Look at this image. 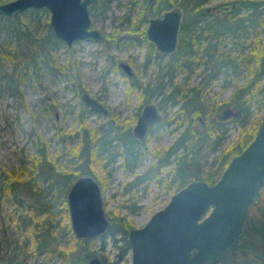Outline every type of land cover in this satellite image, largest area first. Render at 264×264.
Wrapping results in <instances>:
<instances>
[{"label": "trees", "instance_id": "obj_1", "mask_svg": "<svg viewBox=\"0 0 264 264\" xmlns=\"http://www.w3.org/2000/svg\"><path fill=\"white\" fill-rule=\"evenodd\" d=\"M96 1H92V7ZM207 1L209 0H130L128 12L119 17V23L111 32H107L106 36L116 43L124 39L131 40L132 36L129 31L123 34L120 30L121 25L129 18L132 30L139 32L138 41L140 43L147 44L159 57L168 55L167 59L161 62L158 70L159 75L167 76V83L173 82L175 69L184 67L188 73L185 76L187 77L198 65L203 64V70L198 71L201 76L200 80L194 86L186 88L175 86L168 93H164L166 88L163 82L153 86L150 81L144 84L139 82L136 75L130 77L128 91L134 86L143 87L144 93L146 91L145 96H149L148 99H151L152 89L157 94L164 93L163 99L180 105L175 113L181 116L184 113V116L193 118L195 115L204 113L201 101L205 88L215 83L220 76L225 82L222 85H226V81H230L228 69L238 71L237 56L232 57L227 50L223 49L224 42L231 39L234 45L243 47L241 37L245 38L250 36L249 33H253L254 45L251 47V54L241 55L242 60L246 59L251 65L253 63L252 66L249 65L251 76L245 83L237 84L232 96L221 102L238 111L234 119L241 125L240 136L219 151L216 156V167L205 168L199 157L200 150H196V147L205 144L207 142L205 140L212 141L210 135L222 124L223 120L219 118L217 122L206 128L207 137L199 134L197 127L189 125L176 137L174 143L165 148L154 149L157 156L155 162L150 164L144 172L137 173L134 178L126 180L124 182L125 192L135 189L145 179L165 182L166 186L178 180L177 189L187 184L192 178H201L208 183L215 182L233 155L240 153L255 136L264 117L263 114L257 120H250L253 113L260 114L261 109L264 108V83H261L264 75V44L260 43L256 31L257 25L264 29L262 16L264 0H235L233 3L222 1L215 5L217 8L212 11L205 7ZM175 4L183 9L176 50L171 53H156L153 49L154 42L148 39L143 28L144 22L148 20V16L158 15ZM130 10L134 12L131 13ZM42 13L48 15L49 10L46 7L29 8L8 18L0 14V35L5 33V38H7L4 41L0 39L2 90L22 94L21 79L25 75L23 70L17 72L13 68L9 69L2 57L10 59L14 58L15 54L27 60V64L30 63L35 68L53 69L56 63L55 49L62 43V40L54 35L49 15L43 18ZM27 14L31 18L29 23L25 20ZM15 34L18 38L16 42L12 39ZM149 58L148 56L147 60ZM206 68L207 71L204 70ZM113 118L104 124L90 126L86 123L84 116L80 115L78 127L75 129L68 131L57 129L56 136L59 137L61 143L59 149H62L63 153L71 154L67 162L61 163L54 157L51 140L37 133V148L31 154L30 168L26 170L18 168L14 174L8 171L0 172V206L3 204V194L6 192L17 200L18 206L23 205L29 198L28 217L25 216L22 220H24V227L30 226L32 230L30 236H33L34 241L31 248L33 254H39L41 249H47L51 254L56 252L66 255L67 260L64 264H85L86 258L95 256L94 248L98 246L97 243L92 238L76 237L70 226L66 194L71 182L80 173L94 174L100 179L101 174L98 171L105 170L118 154H123L124 162L130 170L134 171L137 162L142 157L143 150L141 149L147 139L143 141L137 139L129 127L122 128ZM69 133L79 137L77 143L72 144L70 140H66ZM114 142L122 143L120 153L113 151ZM131 160L134 162L130 164ZM172 160L175 161V165L168 167L166 175L161 176V170ZM170 172H173L174 177L167 181ZM262 187L259 201L250 207L243 230L244 234L239 240L238 247L233 251L225 252L220 260L213 264H264V184ZM130 197L134 196L130 194L118 204L116 209H110L106 213L110 218L107 231L116 228L119 236H112L113 241L115 245L117 241L120 242L117 245L120 248L118 256L110 264H131V247L127 233L135 225H133L130 212L123 211L125 206H130L127 202ZM34 209H40L39 212L44 213L43 220L36 219L34 215L29 214V211ZM101 264H105V260H102Z\"/></svg>", "mask_w": 264, "mask_h": 264}, {"label": "rangeland", "instance_id": "obj_2", "mask_svg": "<svg viewBox=\"0 0 264 264\" xmlns=\"http://www.w3.org/2000/svg\"><path fill=\"white\" fill-rule=\"evenodd\" d=\"M222 1L233 3L235 0H209L205 3V7H208L209 11L216 10L215 5ZM129 2L130 0H97L94 7L90 3L91 24L100 29L104 37L75 40L72 45H67L62 40V43L55 49L56 63L53 69L35 68L30 63L28 65L27 60L15 54L14 58L10 59L2 57L9 69L13 68L17 72L23 70L25 75L21 79L23 92L19 95L2 90L0 82V172L8 171L14 174L18 168L25 170L30 168L31 154L37 148V133L51 140L53 156L64 163L71 154L63 153L62 149H59L61 143L59 137L56 136L57 129L64 131L75 129L78 127L80 115L84 116L86 123L90 126L104 124L114 117L113 119L122 128L131 129L143 104L153 100L160 106L165 118L147 136V141L141 149L143 150L142 157L137 162L134 171L130 170L124 162L123 154H118L105 170L98 171L101 174L100 179L96 178L102 188L106 213L110 209H116L118 204L132 194L134 197L127 200L130 206H125L123 211L130 212L133 225L141 226L147 222L153 212L167 204L177 189L178 180L166 186L165 182L145 179L142 184L130 192L124 191V182L134 178L135 174L144 172L157 159L154 149L165 148L173 143L189 125L194 127L198 123L199 134L207 137L206 128L219 120L217 112L226 106L221 102L232 96L237 84L245 83L251 76L249 70L251 63L249 64L246 59L242 60L241 55L251 54L254 40L253 33H249L250 36L241 37L243 47L234 45L231 39L224 42L223 49L227 50L230 56H237L238 71L228 69L230 81H226V85H222L225 82L220 76L215 83L205 88L201 101L204 109L202 119L198 120L196 115L193 118L184 116V113L181 116L175 113L180 105L163 99L164 93H168L175 86L181 88L194 86L200 80L201 76L198 71L203 70L204 65H198L187 77L185 76L188 73L184 67L177 68L174 70L173 82L167 83V76L162 77L158 74V70L161 62H164L168 55L159 57L147 44L140 43L138 41L139 32L132 30L129 18L124 21L120 30L123 34L129 31L132 36L131 40L124 39L117 43L110 41L106 33L111 32L119 23V17L128 12ZM42 15L43 18L48 15L50 17L49 13L48 15L42 13ZM25 16L26 22L29 23L30 16L28 14ZM262 16L264 20V12ZM148 23V20L144 22L145 32ZM41 28L43 26L40 30ZM256 31L260 43L264 44V29L257 25ZM0 39L2 41L7 39L5 33L0 35ZM12 39L16 42L17 35L12 36ZM153 49L158 53L155 44ZM148 56L150 58L147 60ZM121 61L131 65L132 74L128 75L125 72L120 65ZM135 75L143 84L150 81V84L155 86L163 82L166 91L157 94L152 89L151 99H148V95L145 96L146 91L144 93L143 87L134 86L128 91L130 77ZM261 83H264V75ZM83 91H89L93 97L103 102L108 109L107 112L90 109L81 98ZM263 114L264 108L261 109L260 114L253 113L250 120H257ZM234 118L235 116L228 117L215 129L210 135L212 141L205 140L207 141L205 144L196 147V150H200L199 157L205 168L216 167V156L219 151L227 147L231 141L239 138L241 125ZM78 138L69 133L66 140L74 144L77 143ZM114 143L113 151L120 153L122 143ZM173 160L161 170V176L166 175L168 167L175 165ZM133 162L131 160L130 164ZM173 177V172H170L167 181ZM3 200L0 206V264H64L67 260L66 255L56 252L51 254L47 249H41L39 254L31 252L34 245L33 236H30L32 230L30 226L25 228L24 220H22L23 217H28L29 198L23 205L18 206L17 200L6 192L3 194ZM131 209L133 211H130ZM39 210H30L29 214L34 215L36 219L43 220L44 213ZM112 236H119L116 228L93 238L98 245L94 248L95 254L105 260V264L116 260L120 251L117 246L120 242L117 241L115 245ZM88 259H85V264L89 261Z\"/></svg>", "mask_w": 264, "mask_h": 264}, {"label": "water", "instance_id": "obj_3", "mask_svg": "<svg viewBox=\"0 0 264 264\" xmlns=\"http://www.w3.org/2000/svg\"><path fill=\"white\" fill-rule=\"evenodd\" d=\"M91 0H6L0 14L12 17L27 9L46 7L54 35L72 45L75 40L100 39L104 34L92 26ZM183 9L177 4L148 17L147 37L157 52L171 53L178 44ZM129 75L132 67L121 61ZM81 98L94 111L107 112L103 102L83 91ZM133 124V134L143 140L154 124L163 120L154 101L145 103ZM220 119L238 115L230 105L217 112ZM201 116L198 115L197 118ZM264 184V117L247 146L233 155L219 178L208 183L192 178L178 188L167 204L141 226L128 230L131 264H213L233 251L244 234L250 207L259 201ZM70 226L76 237L104 235L110 225L102 188L94 174L80 173L66 194ZM98 255L87 264H101Z\"/></svg>", "mask_w": 264, "mask_h": 264}, {"label": "flooded vegetation", "instance_id": "obj_4", "mask_svg": "<svg viewBox=\"0 0 264 264\" xmlns=\"http://www.w3.org/2000/svg\"><path fill=\"white\" fill-rule=\"evenodd\" d=\"M150 101H153V100H150ZM150 101H147V102H150ZM147 102H145V103H147ZM154 102H155V101H154ZM145 103H144V104H145ZM155 103H156V102H155ZM144 104H143V105H144ZM156 105L158 106L157 103H156ZM225 107H226V106H225ZM231 107H232V106H231ZM142 108H143V107H142ZM158 108H159V111L161 112L160 106H158ZM223 108H224V107H223ZM234 109H235V108H234ZM140 112H141V111H140ZM161 113H162V112H161ZM138 115H139V114H138ZM162 116H163V119H164L165 117H164L163 113H162ZM200 116H201L200 118H197L198 120L202 119V115H200ZM231 116H234V115H231ZM231 116H229V117H231ZM218 118H219V117H218ZM227 119H228V118H227ZM221 120L224 121V120H226V119H221ZM162 121H163V120H162ZM162 121H161V122H162ZM159 123H160V122H159ZM159 123H156V124H154L152 127H150V129H149L148 132L146 133V136L143 138V140H144L145 138H147V136H148L149 134L152 133L153 129H154ZM197 124H198V123L195 124V127L198 128ZM132 126H133V125H132ZM131 129H132V128H131ZM132 132H133V129H132ZM139 140H140V139H139ZM143 140H141V141H143ZM174 142H175V141H174ZM174 142H173V143H174ZM171 144H172V143H171Z\"/></svg>", "mask_w": 264, "mask_h": 264}]
</instances>
